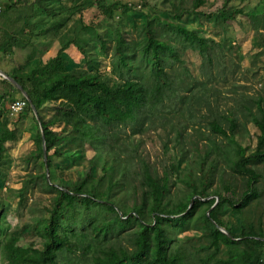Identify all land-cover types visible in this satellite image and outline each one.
<instances>
[{
	"label": "trees",
	"instance_id": "16d2710c",
	"mask_svg": "<svg viewBox=\"0 0 264 264\" xmlns=\"http://www.w3.org/2000/svg\"><path fill=\"white\" fill-rule=\"evenodd\" d=\"M77 1L78 6H74L78 10L96 4L107 17H112L118 6L125 7L119 1ZM190 1V11L205 3ZM35 3L37 10L51 12L55 8L42 0ZM229 3L224 0L212 15L226 19L241 11ZM6 8L0 9V14ZM152 20L161 21L157 16ZM152 20L146 18L141 40H136L132 31L118 28L111 60L114 76L102 72L96 57L87 52L79 38L71 36L45 64L31 68L25 75L10 73L26 91V95L19 91L26 101L19 116L30 110L31 104L39 113L48 102L59 110L72 106L76 116L62 131L52 129V120L40 118L33 157L41 158L43 169L28 182L51 193L45 211L32 226L40 245L19 243V231L6 233L0 240V260L6 264H264L263 221L232 225L221 216L228 206L240 211L264 190V98L262 94L249 99L239 95L237 105L226 107H221L216 97L214 101L207 99V110L198 115L208 126L212 146L202 151L191 146L196 158L186 157L180 141L185 129L182 115L186 108L189 119L194 117L196 95L180 93L184 80L171 74L172 61H182L179 48L157 38ZM258 20L264 22V12ZM174 24L186 40L198 42L204 57L215 61L210 38L199 36L179 22ZM15 42L17 37L8 34L0 41V49L6 51ZM71 43L89 67L65 68L68 58L63 57L64 51ZM42 72L51 75L42 81ZM29 83L38 86L33 90ZM170 113L173 118L166 122ZM248 121L258 129L255 148L250 151L242 143ZM156 122L170 126L175 139L173 149L177 148L179 158L188 159L192 166L179 170L176 162H169L159 171L151 164L135 132ZM119 125H129L131 134L122 136ZM15 131L5 122L0 125V176L6 163L5 143L16 138ZM74 140H80L82 148L65 146ZM53 156L68 160L85 157L87 164L75 178L65 179L52 164ZM236 184L245 187L239 191ZM186 226L201 230L193 237H179ZM74 257H78L77 262Z\"/></svg>",
	"mask_w": 264,
	"mask_h": 264
},
{
	"label": "rangeland",
	"instance_id": "374dc122",
	"mask_svg": "<svg viewBox=\"0 0 264 264\" xmlns=\"http://www.w3.org/2000/svg\"><path fill=\"white\" fill-rule=\"evenodd\" d=\"M42 1L53 7L55 5V8L51 12L46 9L37 10L35 0H0V9L7 6L6 12L0 14V41L8 34L17 37V42L11 48L6 51L0 49V69L8 75L13 72L25 75L31 68L45 64L46 60L55 54L58 46L71 36L70 38H79L87 52L96 57L102 72L114 76L111 60L118 28L132 31L133 37L141 40L146 18L150 16L152 20L157 16L160 22L151 21L157 38L176 44L182 57V61L175 59L171 65L174 78L184 80L180 84V93L187 96L196 95L194 117L189 119V113L183 107L185 129L180 141L185 148L183 153L186 157L196 158V151L191 146L198 147L200 151L209 145L212 146V141L207 137L208 126L198 115L200 111L207 110V99L214 101L216 97L219 105L226 107L233 103L237 105L239 95H245L249 99L252 95L262 94L264 98V22L258 20V15L264 12V0H229L231 6L241 8V11L226 19L212 15L223 5L224 0H205L204 4L191 11L190 0H103L105 4L119 1L125 5L118 6L112 17H107L96 4L81 6V10H78L74 6L77 0ZM72 8H75L74 13L69 11ZM66 18L68 20H65ZM177 22L194 30L199 36L212 40L210 53L215 57L214 62L200 53L199 44L195 39L194 43H190L182 32L174 29V23ZM28 25H31L32 29H29ZM63 57L68 58L66 69L89 67L73 43L65 49ZM50 75L51 73L42 72L41 80H47ZM2 78L6 77L0 74V125L5 122L15 128L17 136L5 143L6 163L1 167L3 175L0 176V240L6 233L16 230L20 233L19 243H34L39 246L40 240L35 237L32 226L45 211L51 193L49 190L31 186L28 182L32 177L36 178L34 175L43 169L41 158L33 157L34 135L41 126L33 108L20 116L19 111L12 110L11 104L13 100L20 98L21 90L8 78L6 79L9 83L4 82ZM11 85L14 87H10ZM29 86L34 90L38 84ZM213 87L215 90H212ZM35 91L39 92V88ZM185 104L184 101L183 105ZM38 114L45 121L52 120L51 127L56 131L69 127L76 116L72 106L59 110L53 102L44 103ZM172 118L170 113L166 122ZM246 126L247 131L242 137V143L248 146L250 151L255 148L258 129L250 121ZM117 129L122 136L131 134L132 131L129 125H119ZM135 134L141 139L142 151L159 171L169 162H176L179 170L192 166L188 159L179 158L180 151H175L177 148L173 149L175 139L170 126L156 122L147 128L136 130ZM220 138L217 137L221 142ZM65 146L69 149L82 148V143L80 140H74ZM51 162L59 176L73 179L77 171L87 164V159L84 157L68 160L53 156ZM92 170L93 174H96L95 166ZM236 185L239 191L245 187L244 184ZM178 193L179 191H176V194ZM221 216L232 225H238L242 221L256 222L258 219L262 220L264 225V190L258 199L252 200L240 211L228 206ZM185 228L179 237L184 234L193 237V234L198 235L197 231L201 230L191 226ZM78 257L73 260L77 262ZM0 264L6 263L0 260Z\"/></svg>",
	"mask_w": 264,
	"mask_h": 264
},
{
	"label": "water",
	"instance_id": "95a60500",
	"mask_svg": "<svg viewBox=\"0 0 264 264\" xmlns=\"http://www.w3.org/2000/svg\"><path fill=\"white\" fill-rule=\"evenodd\" d=\"M0 74H2L4 77L8 78L11 82H13L14 84H16V86L21 90V92L23 94L26 95L25 90L22 88L21 84L18 83L12 76L8 75L6 72H4L3 70L0 69ZM31 107L33 108V111L35 113V117L37 119V121L39 122L40 126H41V120H40V116L38 114V112L36 111V108L34 107L33 104H31ZM42 148H43V156H44V160H45V164H46V168H47V162H46V149H45V144H44V140L42 142ZM221 230L228 232L224 227H220Z\"/></svg>",
	"mask_w": 264,
	"mask_h": 264
},
{
	"label": "built area",
	"instance_id": "2783aa9c",
	"mask_svg": "<svg viewBox=\"0 0 264 264\" xmlns=\"http://www.w3.org/2000/svg\"><path fill=\"white\" fill-rule=\"evenodd\" d=\"M25 104H26V101L22 97H20V98L13 100L11 107L13 111H19L25 106Z\"/></svg>",
	"mask_w": 264,
	"mask_h": 264
}]
</instances>
